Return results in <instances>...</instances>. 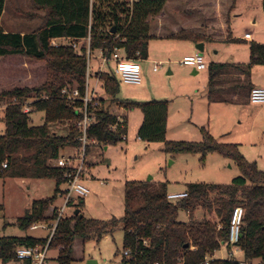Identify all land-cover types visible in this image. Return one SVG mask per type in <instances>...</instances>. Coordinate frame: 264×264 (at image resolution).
I'll list each match as a JSON object with an SVG mask.
<instances>
[{
    "label": "trees",
    "instance_id": "obj_1",
    "mask_svg": "<svg viewBox=\"0 0 264 264\" xmlns=\"http://www.w3.org/2000/svg\"><path fill=\"white\" fill-rule=\"evenodd\" d=\"M167 0H32L37 8L46 11L44 23L37 30L20 33L3 31L0 24V56L18 54L29 59L44 61L48 74L38 87L15 86L0 93L3 106L4 131L0 134V177L18 179H45L55 181L54 193L50 197L35 198L21 216L11 223L24 232L19 236H0V262H17L19 246L43 244L46 235L38 237L26 233L33 223L48 226L56 218L52 205L60 185L65 183V169L55 160L68 146H80L77 123L82 114L80 103L67 101L63 87H77L83 91L87 67L85 42L90 36L91 50L101 49L103 56L110 58L115 48L122 51L126 59L147 57L148 41L151 38L148 18L158 15ZM5 0H0V17ZM264 13V0H262ZM113 28V32L112 31ZM180 40L200 42L208 40L192 30L180 29L169 35ZM53 38H67L83 42L79 51L67 42L52 45ZM232 41H238L233 39ZM249 61L246 64H208V99L215 97V79L219 70L228 67L250 76L251 68L264 65V44L249 42ZM95 76L101 82L110 102L125 111L139 108L142 122L138 137L143 140L160 141L162 149L171 154L210 152L235 161L240 175L228 184L188 183L186 196L171 201L167 198L166 184L149 185L143 181L127 180L123 188L124 212L120 218L101 220L82 214L83 198H72L68 202L69 214L58 220L50 247L57 251L54 259L58 264H71L78 260L75 244L93 238L97 242L121 223L123 250L130 248L136 263L142 264H205L222 245L227 246L232 210L242 206L243 218L240 226L238 246L244 261L258 259L264 264V172L254 162H248L235 143L220 142L206 128L200 127L202 140H166L168 101L152 99L146 101L118 100L119 80L111 69L97 70ZM249 92L251 85H248ZM96 110L97 121L87 128L89 143L86 153L93 146L116 143L126 135V128L112 131L110 125L115 116L104 106ZM29 108L24 111V107ZM41 111L43 122L32 124L30 113ZM67 124L65 133L52 129L54 125ZM6 163L5 167L2 164ZM4 206L0 203V212ZM78 209L80 214H73ZM214 213L215 219L196 220V211ZM185 212L187 220L179 218ZM9 225L3 224V228ZM78 240V241H76ZM143 241H146L145 243ZM82 249V248H81ZM83 250V249H82ZM81 250V252H82ZM123 262L126 259H122ZM207 264H239L226 258H211Z\"/></svg>",
    "mask_w": 264,
    "mask_h": 264
},
{
    "label": "rangeland",
    "instance_id": "obj_2",
    "mask_svg": "<svg viewBox=\"0 0 264 264\" xmlns=\"http://www.w3.org/2000/svg\"><path fill=\"white\" fill-rule=\"evenodd\" d=\"M167 1L162 9L165 12L164 21L166 22L159 25L158 15L150 16L147 20L150 32L166 34L172 30L170 27L166 28L169 26L167 24L179 25L180 22L186 26L210 24L218 30V23L225 21L230 6V0ZM235 1L237 4L240 3L242 11L246 14L258 9V7L246 8L243 0ZM45 17L46 11L37 8L32 0H5L0 24L7 31L32 32L43 25ZM243 20H247L244 15L230 22L234 35L242 32L244 24L249 25ZM161 25L165 29L156 28ZM248 28L254 33L253 39H256L257 35L259 39L264 40V25L248 26ZM54 42L55 44H65L68 39L57 38ZM165 42L163 39L156 38H151L148 41V58L155 57L156 60L162 61L157 72H152L149 69L150 63H142L144 68L139 63L142 70L143 88L147 90L154 88L157 91L158 99L168 101L165 139L199 142L202 140L200 127H204L218 141L237 144L243 157L248 162H254L257 168L264 172V110H261L259 116L254 117V113L260 106L210 103L204 96H195V91L205 93V90L202 91V89L206 85L207 71H199V75L192 74L193 67L181 65L178 58L167 56ZM78 44L81 45L83 42L80 41ZM244 46L242 44L240 48ZM214 49L218 48L213 44L205 47L204 62L210 63L216 59L215 57L222 56H214ZM228 49L230 51H226V53L229 55L233 51L235 56L241 55L240 50H233V45H228ZM98 53V50H92L90 71L93 73L99 68L97 64L99 60L94 58ZM118 53L123 56L122 51ZM13 55L3 57V62L0 60V66L5 67L3 72L0 71L4 75V77L0 76V93L15 86L38 87L46 80L48 71L44 61L29 59L18 54ZM18 58L26 60L27 65L24 67L26 71L17 69ZM220 59L230 61L231 58L226 56ZM109 65L112 69V63ZM106 67L102 70H106ZM263 68H253L254 74L259 77L261 82L264 81ZM168 70L169 74L166 73ZM27 75L29 76L27 77ZM23 76H26L25 79ZM89 87L90 89L95 88L98 96L104 99V106H109V110L111 107L113 114L119 113V110L116 109L118 104L110 102L101 82L96 81L94 76L89 77ZM188 88L192 90L189 91ZM140 89V86L134 84L121 83L117 99L146 101L136 96ZM3 115L4 109L0 105V134L4 131ZM42 115L41 111H32L30 113L32 124H41L43 122ZM126 118L124 138L105 147L93 146L87 152L86 166L82 175V183L89 190V193L83 198L81 208L84 216L101 220L122 217L124 212L123 188L127 180L143 181L151 186L165 183L168 192L179 193L185 190L188 183L228 184L234 177L240 175V169L235 161L217 152H210L204 156L199 153L171 154L162 149L160 141L141 139L138 137V129L142 122V112L139 108L127 110ZM66 126L67 124L54 125L52 129L64 134ZM79 151V146H68L62 150L61 154L65 157H74ZM60 186L65 188V183ZM54 188L55 181L51 178L32 179L25 186L18 179L0 177V203L4 206L3 211L0 212V236L24 235L23 231L11 223L24 213L25 207L32 198L50 197L54 193ZM57 197L58 195L55 204L60 206L62 199ZM65 214H69V211L66 210ZM179 218L185 221L187 214L180 212ZM194 218L196 220L215 219V215L214 213L205 214L199 210L195 212ZM6 222L9 225L3 228V224ZM44 225L38 229L45 231L46 234L48 225L46 223ZM29 232L30 230L26 231V233ZM39 232L41 231L35 230L30 233L39 234ZM224 247H220L221 250L216 252L217 257L226 256L227 252L225 251L228 250ZM81 248L84 259L76 260L71 264H85L88 259L95 260L96 264H121L123 259L121 223L117 224L98 242L91 238L84 243L83 247L80 242H77L75 244L77 256L81 254ZM51 255H56V252H51ZM236 258L242 260V253L237 254ZM247 263L258 264L259 260H249Z\"/></svg>",
    "mask_w": 264,
    "mask_h": 264
},
{
    "label": "built area",
    "instance_id": "obj_3",
    "mask_svg": "<svg viewBox=\"0 0 264 264\" xmlns=\"http://www.w3.org/2000/svg\"><path fill=\"white\" fill-rule=\"evenodd\" d=\"M249 32L244 34V38L249 39L251 36ZM57 38L51 39L52 45L55 44L54 40ZM85 48H86V57H87V67H86V75H85V83L83 87V91H80L77 87H63L61 93L63 97L70 101L71 103L78 102L80 103V112L82 117L80 121L77 123L79 129L78 141H79V149L80 151L74 157H65L64 155L59 156L54 162L57 166L65 169V188L61 189L58 192V197L62 199V203L59 207H56L55 213L56 218L51 221L48 226V231L46 233V240L43 244H37L32 246H19L16 249V259L17 262L14 263H22V264H58L56 260L50 256V251L52 248L50 247L51 238L53 236L55 227L58 223V220L63 218L66 214V210H68V202L72 198L82 197L84 198L88 193V188L82 183V175L84 173V168L86 166V145L89 143L87 137V128L89 125L97 121V116L95 111L100 110L102 106V102L100 97L98 96L95 88L90 89L89 87V77L93 76V72L90 71V60L92 56V50L89 47L90 36L88 35L84 40ZM68 43L73 47L74 50L79 51L80 45L78 41H70ZM121 51L118 48L114 49V52L110 58H106L103 56L101 49H98L99 52V68L98 70H102L103 66L107 64L108 61H113L114 65L111 69L113 75L119 80V82L126 84H139L142 80V70L139 65V60L126 59L121 56L118 52ZM181 64L192 66L195 70H203L206 68V64L203 60V55H200L195 52L192 55H186L181 59ZM159 63L153 65L152 70L156 71L158 69ZM249 101L252 104H264V86H256L251 88L249 92ZM29 108L27 106L24 107V111H28ZM115 122L110 125V129L114 132L119 131L120 129L126 128L127 118L121 111L118 114H114ZM6 163L2 164V167H5ZM186 196V192L179 193H168L167 198L171 201L178 200L182 197ZM243 208L242 206H235L231 213L230 225H229V236L227 242V253L224 257H214L212 256L205 258V264L211 258H226L230 260H235L239 262V264H248L247 261L238 260L236 255L241 252V249L238 246V240L240 238V226L242 224L243 218ZM44 223H33L30 226V230H34L37 228L44 227ZM46 228V227H45ZM144 243L146 241H143ZM225 245V244H224ZM123 257L126 259L125 262L121 261V264H142L136 263L135 258L132 254V250L130 248H126L123 250ZM153 264H158L154 262Z\"/></svg>",
    "mask_w": 264,
    "mask_h": 264
},
{
    "label": "crops",
    "instance_id": "obj_4",
    "mask_svg": "<svg viewBox=\"0 0 264 264\" xmlns=\"http://www.w3.org/2000/svg\"><path fill=\"white\" fill-rule=\"evenodd\" d=\"M243 1H244V6L246 8L251 7L254 9V7H256V8L258 7V9L253 10L250 13L246 14L242 11L243 9L241 8V5H239L240 3L237 4L235 0H230V6L227 10L228 14L226 15L224 22L220 21V23H218V30L214 29L213 28L214 25H210V24H207V25L202 24L200 26H196L195 24H191L189 26H186L185 24H181L182 22H180L179 25H175V24L170 23V24H167L169 26H166L167 29H169L168 27H170L172 29V30H170L169 33L160 34V33H154L151 31L150 32L151 38L163 39L164 41H166L165 47H166L167 56H171L173 58H178L179 63L181 64V59L184 56L192 55L195 52H197V50L195 48V42H192L190 40L175 39V38L170 37L169 35L173 34V33H177L180 29L192 30L193 32H196L200 35H204L205 37H207L208 40L200 41L203 43L204 50H205L206 46L213 44V45L217 46V48H218V49H214V52H213L214 56L215 55L216 56L222 55L221 57L225 58L226 56H229V58H231L230 61H224L225 59L224 60L220 59L221 57H215L216 59H213L214 61H211V62L229 63V64H237V63L246 64V62L248 63V60H249V46H248L249 42L250 41H256V42L264 44V40L261 38L259 39V37H257L256 34H255L256 39H253L254 33L249 30L248 26L256 27L259 25H264V13H263V9H262V0H243ZM167 2L168 1H166V4H167ZM243 15L247 19L246 21L243 20V22H246L249 25L244 24L243 25L244 27L242 26L243 27L242 32L240 34L234 35L232 30H231V27H230V22L232 20H237L240 17H243ZM158 17L160 19L159 25L166 22V21H164L165 20L164 19L165 18L164 10H162V12H160L158 14ZM187 22H190V21L187 20ZM156 28H160V30L165 29V27L162 25L159 27L157 26ZM3 31L6 32L7 30L3 29ZM247 32H249L251 34L250 35L251 37L249 39L244 38V34ZM20 33L23 34L25 32H20ZM233 39H237L238 41L233 42L232 41ZM239 41H242V43H239ZM242 44H244L245 46L240 48V46ZM228 45L229 46L233 45V50H240L241 55L239 57L235 56L234 51H233L234 54L231 53L229 55V53H226V51H230L228 49ZM204 50H203V56H204ZM225 54H226V56H224ZM236 54L239 55L238 53H236ZM7 56H12V55H7ZM13 56H15V55H13ZM3 57H6V56H0V58H1L0 60L2 62H3ZM94 58L99 60V53ZM240 58H242V59L240 60ZM17 61H18L17 65H16L17 69H21L23 72L26 71L24 68L27 65L26 60H24L22 58H18ZM108 62H107V64H105L102 67L103 69H105V66H107L106 69L110 68V65H109L110 63H112V65H114L113 61L110 60ZM139 63L141 65H142V63H150L151 66L149 69L152 72H157L158 69L156 71H153L152 67L156 63H159V65L162 64V61L160 59L156 60L155 57H153V59H150L147 56L146 58H140ZM97 64L99 66L98 61H97ZM205 64H206V68L203 70H195L193 68L192 74H195V75L198 74L199 75V71L206 70L207 71L206 80H208V64L209 63L205 62ZM181 65H183V64H181ZM184 66H187V65H184ZM190 67H192V66H190ZM256 67H264V65L253 66L251 68L249 78H247L245 73L235 69L234 67H228L226 69L219 70V73L216 75V79H215V87H214L215 88V95H214L215 97H213L212 100L208 99L207 81H206L205 88L202 89V91L205 90V93H203L201 91L198 93V91H195L194 94H195V96H197V95L198 96H204L205 99L210 103H220V104H232V103H234L235 105H239V106L240 105L246 106L248 104H251V105H254L257 107L260 106L259 109L256 110V113H254V117H257L261 113V110L262 109L264 110V104H252L249 101V89H248L249 84L251 85V88L256 87V86H264V81L261 82L259 77L254 74L253 68H256ZM142 68H144L143 65H142ZM4 69H5V67L3 68V66H0V71L3 72ZM2 72H0V76L4 77ZM27 72H28V70H27ZM166 73L169 74L170 71L168 70ZM28 76L29 75H27V77ZM93 76L95 77L96 81H99L98 78L95 76V73H93ZM25 77L23 76L24 79H25ZM142 82H143V77H142V80L139 84H134V85L140 86V88H141L138 91V93L136 94V96H139L138 98H140L142 100H150V99H155V98L158 99V97L156 95L157 91H155L154 88H152L151 90H147V89L143 88ZM121 83L122 82H119V84H121ZM123 84H126V83H123ZM126 85H131V84H126ZM141 85H142V87H141ZM20 87H22V86H20ZM191 90L192 89L190 88L189 91H191ZM116 109L119 110V113L122 111L123 114L126 116V111L121 106L117 105ZM110 112L112 113L111 107H110ZM15 179H18V178H15ZM18 180L23 185L27 186L32 179H18ZM60 189H63V188L61 187ZM183 191H185V190H183ZM168 193H170V192H168ZM46 197H48V196L36 197V198H46ZM57 198L59 199L60 197H57ZM33 199H35V198H32L31 200H33ZM55 200H54L52 205L56 208V207H59V205L55 204ZM29 204H30V202H29ZM29 204L25 207V209L29 206ZM35 230H39L42 233L41 232H39V234L30 233L31 231H35ZM30 232H29V234L34 235V236H38V237H43L46 235L45 231H42L38 228L34 229V230H30ZM76 241H78V240H76ZM221 247H224L227 250L226 245H222ZM53 250L56 252V254H57V251L55 249H52L50 251V256L54 258L56 255H51V252H54ZM219 250H221V249H219ZM219 250H217V251H219ZM216 252L214 253V257H217ZM225 252H227V251H225ZM75 254H76V252H75ZM76 257L78 258V260H83L84 259L83 258V250H82L81 254L79 256H76ZM8 264H22V263L10 262Z\"/></svg>",
    "mask_w": 264,
    "mask_h": 264
},
{
    "label": "water",
    "instance_id": "obj_5",
    "mask_svg": "<svg viewBox=\"0 0 264 264\" xmlns=\"http://www.w3.org/2000/svg\"><path fill=\"white\" fill-rule=\"evenodd\" d=\"M111 32H113V28H112V31ZM195 48H196V50L198 51V53L200 55H203L204 47H203V43L202 42L195 43ZM73 214H79V215H81L78 209H75L74 212H73ZM85 264H96V262H95V260L88 259L85 262Z\"/></svg>",
    "mask_w": 264,
    "mask_h": 264
}]
</instances>
